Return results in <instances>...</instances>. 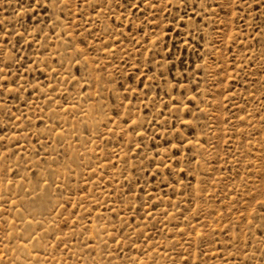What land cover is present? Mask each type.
Segmentation results:
<instances>
[{
	"label": "rangeland",
	"instance_id": "374dc122",
	"mask_svg": "<svg viewBox=\"0 0 264 264\" xmlns=\"http://www.w3.org/2000/svg\"><path fill=\"white\" fill-rule=\"evenodd\" d=\"M0 264H264V0H0Z\"/></svg>",
	"mask_w": 264,
	"mask_h": 264
},
{
	"label": "bare ground",
	"instance_id": "6f19581e",
	"mask_svg": "<svg viewBox=\"0 0 264 264\" xmlns=\"http://www.w3.org/2000/svg\"><path fill=\"white\" fill-rule=\"evenodd\" d=\"M30 200L34 203L37 204V206L41 209L45 208L48 206V197L46 195V193H41V194H33L31 197H30ZM28 200V201H30ZM26 204H28V202H26ZM23 221L25 223H29L30 220L29 219H23ZM29 255V254H28Z\"/></svg>",
	"mask_w": 264,
	"mask_h": 264
}]
</instances>
